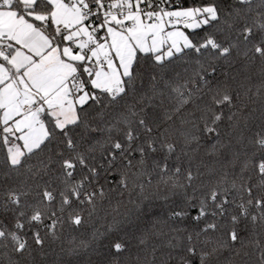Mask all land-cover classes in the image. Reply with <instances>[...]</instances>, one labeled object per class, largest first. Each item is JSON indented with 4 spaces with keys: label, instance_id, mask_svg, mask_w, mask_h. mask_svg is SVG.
Masks as SVG:
<instances>
[{
    "label": "snow or ice",
    "instance_id": "6c2138e0",
    "mask_svg": "<svg viewBox=\"0 0 264 264\" xmlns=\"http://www.w3.org/2000/svg\"><path fill=\"white\" fill-rule=\"evenodd\" d=\"M221 64L258 67L264 95V0H0V264H35L148 167L175 197L169 250L154 245L151 264H221L224 252L264 264V123L243 158L194 167L190 154L214 138L206 154L219 155L221 123L239 126ZM113 230L121 222L68 254L99 252ZM135 241L146 244L134 232L111 243L102 264Z\"/></svg>",
    "mask_w": 264,
    "mask_h": 264
},
{
    "label": "trees",
    "instance_id": "16d2710c",
    "mask_svg": "<svg viewBox=\"0 0 264 264\" xmlns=\"http://www.w3.org/2000/svg\"><path fill=\"white\" fill-rule=\"evenodd\" d=\"M171 2L175 5L174 0H171ZM206 2L208 0H179V3L184 7ZM208 30L203 29L193 32L186 29L187 34L193 39H198ZM217 67L218 70L215 76L231 91L234 97L236 107L232 108L231 111L238 112L239 126L233 128L229 126L227 120L222 122L219 139L225 147L220 149L219 155L210 156L206 153L211 149V145L216 142L215 139L209 138L202 141L199 152L190 153L194 157L192 161L194 167L203 161L205 164L219 168L216 161L220 160L222 162L233 152H240L241 158H243L245 146L250 147L248 145L249 137L257 130L258 126L264 123V95H256L257 87L261 84L262 79L258 67H251L247 71L240 64H236L232 68L223 64ZM246 76H250L251 79H246ZM249 89L251 91H248ZM237 93L241 97L240 100L235 99ZM224 110L226 115L229 114L227 108ZM4 155L5 151L0 148V158H3ZM236 171L238 172L239 168ZM111 179L112 184L110 187L116 189L119 175ZM159 181L160 176L158 173L153 172L151 167H148L145 174L134 178V181H130L128 189L109 192L105 199L100 202L97 213L84 226L79 229L66 227L61 233L60 239L46 249V255L34 254L35 264H88L89 261H91V264H102V262L111 258V243L133 232L138 236H145L146 244L139 245L138 241H135L134 245H138V247L133 246L130 254L124 253L120 257V264H128L129 255H131L133 264L137 256L140 257V264H151L150 253L154 245L159 249L157 256L160 252L169 250L167 248V241L170 236L169 230L174 226L171 222L166 221L170 205L175 197H172L171 193ZM140 185H143V190ZM165 197H168V199L166 200ZM114 222H121L123 230L109 232L99 242V252L82 253L78 256L68 254V250L74 244H78L82 240L90 241L94 230L98 229L103 233ZM242 235L248 237L246 232H243ZM259 238L264 242V236ZM237 247L239 248V245ZM246 250L255 253L252 260H258V250L252 247ZM241 259L248 260L249 258L235 257L228 252H224L219 257L221 264H229V261L232 264H241ZM213 264H216V258H213Z\"/></svg>",
    "mask_w": 264,
    "mask_h": 264
},
{
    "label": "rangeland",
    "instance_id": "374dc122",
    "mask_svg": "<svg viewBox=\"0 0 264 264\" xmlns=\"http://www.w3.org/2000/svg\"><path fill=\"white\" fill-rule=\"evenodd\" d=\"M180 27H181V30L185 31V32H186V34H187V31H186V29H183V27H182V26H180Z\"/></svg>",
    "mask_w": 264,
    "mask_h": 264
},
{
    "label": "built area",
    "instance_id": "2783aa9c",
    "mask_svg": "<svg viewBox=\"0 0 264 264\" xmlns=\"http://www.w3.org/2000/svg\"><path fill=\"white\" fill-rule=\"evenodd\" d=\"M174 3L176 4V0H174Z\"/></svg>",
    "mask_w": 264,
    "mask_h": 264
}]
</instances>
